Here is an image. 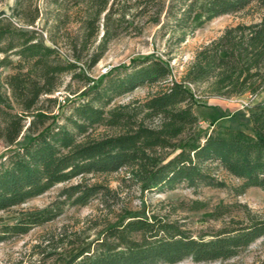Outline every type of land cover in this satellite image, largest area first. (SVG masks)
<instances>
[{
    "label": "trees",
    "instance_id": "trees-1",
    "mask_svg": "<svg viewBox=\"0 0 264 264\" xmlns=\"http://www.w3.org/2000/svg\"><path fill=\"white\" fill-rule=\"evenodd\" d=\"M46 4L53 20L41 28L38 0H15L11 15H0V70H9L4 76L0 72V142L6 148L0 155V213L65 186L44 208L19 212L12 223L0 225V244L55 221L66 206L85 207L95 200L104 211L102 220L45 232L31 248L28 264L212 263L235 258L264 238V219L247 210L245 222L232 220L212 234L194 236L168 215L116 209L118 193L106 183L90 182L125 171L122 182L141 194L182 185L223 189L224 182L215 177L222 170L239 182L231 188L235 196L249 188L264 191V99L252 106L248 130L212 126L196 133L193 112L196 93L228 99L264 89V0ZM251 9L259 14L258 22L225 28L174 79L169 64L189 36L213 19ZM69 25L76 26L75 32ZM146 25L161 26L169 47L165 59L148 55L109 71L88 85L66 115L51 116L38 107L43 97L57 104L50 96L63 75L84 81L80 67L91 70L111 41L140 36ZM141 87L149 90L144 99L119 102ZM23 132L26 140L18 144ZM206 206L194 201L189 209ZM229 212L220 204L205 218L218 221Z\"/></svg>",
    "mask_w": 264,
    "mask_h": 264
},
{
    "label": "rangeland",
    "instance_id": "rangeland-1",
    "mask_svg": "<svg viewBox=\"0 0 264 264\" xmlns=\"http://www.w3.org/2000/svg\"><path fill=\"white\" fill-rule=\"evenodd\" d=\"M15 0H3L0 3V15H11V9ZM42 11L38 26L41 28L45 21L51 25L53 17L50 14L52 7L46 4V0H38ZM259 21V14L255 10H248L239 15H226L211 20L196 30L187 38L185 43L173 54L170 62L173 77L178 81L192 62L195 53L210 41L217 38L222 31L236 24H250ZM70 32H75L76 26L69 25ZM166 38L161 37L160 25H146L140 36L121 35L111 41L107 47L103 58L97 65L89 71L80 67V72L84 76V81L71 78V75H63L61 84L51 98L56 99L57 104L53 105L41 98L39 108L50 112L51 116H63L68 114L71 107L80 103L81 93L86 90L88 85L97 82L99 78L111 70L127 65L131 59L140 58L148 55L165 59L163 53L168 49ZM61 53L68 54L66 49L61 48ZM79 70L77 72H79ZM2 76L9 73L8 69L0 70ZM148 88L141 87L133 94L120 99V103H126L130 99H144L148 93ZM3 92V90H1ZM9 95V93L7 94ZM264 99V89L258 94L243 95L236 98H217L208 97L203 93L195 94L194 114L198 118L195 132L209 131L212 126L241 128L248 130V115L252 106ZM12 111L17 109L13 104ZM26 133H22L18 144L26 140ZM6 151L5 146L0 142V155ZM125 171L107 176H100L91 179L90 182L106 183L111 189L118 193L120 201L116 209L121 207L149 215H168L170 220H177L184 229L190 231L192 235H209L220 229L222 226L230 224V221H246V210L251 216L264 219V191L259 188H249L244 194L235 196L231 190L239 182L228 176L222 170L216 171L217 180L224 182L225 188H199L197 190L188 188L185 185L173 191H155L141 194L136 186H128L122 182ZM65 185H57L45 194L34 198L24 205L0 213V225L9 224L14 221L19 212L39 210L53 201L59 191ZM194 201L205 203L207 206L203 210L191 211L189 208ZM224 205L230 208V212L221 220L214 221L205 218L207 212H211L217 205ZM238 205L246 207L241 208ZM99 202L92 201L85 207H64L63 214L55 221L41 228H35L27 235L11 239L0 244V264H28L31 248L36 245L45 232H58L62 227H72L75 230L84 228L91 219H99L104 215L100 212ZM99 217V218H98ZM101 219V218H100ZM102 220V219H101ZM99 221V220H97ZM91 230L90 234L95 233ZM264 260V238L251 244L247 249L241 251L238 256L226 261L212 263H194L190 259H185L177 264H260Z\"/></svg>",
    "mask_w": 264,
    "mask_h": 264
}]
</instances>
